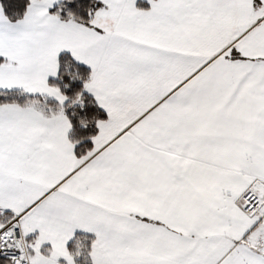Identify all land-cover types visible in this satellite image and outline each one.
Masks as SVG:
<instances>
[{
    "label": "snow or ice",
    "instance_id": "snow-or-ice-1",
    "mask_svg": "<svg viewBox=\"0 0 264 264\" xmlns=\"http://www.w3.org/2000/svg\"><path fill=\"white\" fill-rule=\"evenodd\" d=\"M0 264H264V0H0Z\"/></svg>",
    "mask_w": 264,
    "mask_h": 264
}]
</instances>
